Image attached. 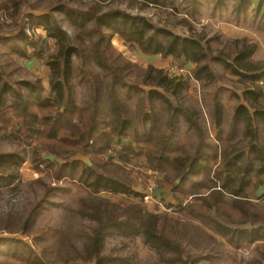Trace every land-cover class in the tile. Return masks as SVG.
I'll return each instance as SVG.
<instances>
[{"label":"trees","instance_id":"obj_1","mask_svg":"<svg viewBox=\"0 0 264 264\" xmlns=\"http://www.w3.org/2000/svg\"><path fill=\"white\" fill-rule=\"evenodd\" d=\"M29 1L0 0V35L18 37L24 46L32 48V52L24 50L20 54L27 60H44L49 39L55 41L58 49L48 58L49 89L38 79L33 84L27 83V88L33 89L26 93L21 89L23 84L11 83L4 67L0 65V136L18 141L21 145L20 152L23 153L0 152V212L10 206V201H6V198L19 193L22 165L30 158L38 173L42 172V165L48 167L49 172L57 165V182L64 177H79L81 182L88 184L91 192L79 190L77 208L68 205L67 210L70 211L66 212L65 217L78 214L83 220L95 224L96 229L94 237L86 234L88 244L83 249L84 258L64 262L61 261L63 246L71 234L68 225H59L58 230H53L49 244L38 251L35 249L36 244L31 242L33 237L30 225L33 215L13 219L18 211L8 209L4 214L7 224L0 227V237L19 239L26 236L27 247L36 255L32 262L36 264H111L113 258L104 254L103 246L113 235L121 233H126V238L130 235L136 241H141L150 250L149 259L157 257L154 260L156 263L168 260L172 264H199L206 256L194 258L185 247L175 241L181 237L182 229H185L183 218L158 215L148 212L138 202H113L109 195H102L103 192L111 195L122 193L143 203L145 195L134 190L127 174V165H135L141 159L146 160L148 169L165 172L164 182L172 189H181L192 176L204 178L207 183L202 184L203 188L210 190V184L213 185L211 193L197 199V205L191 204L177 212L192 210L195 206L207 212H212L215 208L218 211L219 207L227 204L225 198H229L231 204L224 223L231 224L234 214L245 218L247 223H259L249 221L247 217L254 207L252 196H256L255 191H248V187L264 173V140L260 133L264 129V67L249 62L257 53L258 44H250L244 38L233 41L232 44L231 41H222L218 43L222 48L217 49L211 41L197 35L192 29L187 36L181 37L175 34L179 27L178 23H174L177 13L181 12L179 9L175 11L168 8L161 0L142 1L144 8L153 7L159 13L166 14L169 11L175 15L168 21L166 17L158 21L166 26H159L148 18L132 16L119 10L106 12L103 7L107 6L109 0H83L91 1L92 5L81 7H73L68 0H53V5L42 11L37 10L35 5H29ZM241 2L243 6L255 7V16L264 19V0L253 1L251 4L247 0ZM59 11H64V15L70 20L74 27L73 33L64 30L57 22L54 14ZM38 16L41 17L40 24L46 31V37L37 34L38 26L30 27V34L23 30L22 21H32ZM188 16L193 18L194 12ZM188 20L184 17L180 22L181 26L185 27ZM116 37H120L132 48L141 49L148 56H171L177 62L194 64L195 69L191 74L197 81L214 83L219 78H236V82L244 89L245 97H239L241 102L231 119L228 146L224 148V145L207 142L199 112L181 95L188 82L183 81L182 77H171L154 61L148 62L143 82L145 86H138L145 94V99L140 108L141 115L137 114L139 126L135 125L124 112L126 103L122 100L123 94H127L130 99L133 97L129 95L128 89L131 83H127L126 79L134 65L130 61L120 63L122 57L116 62L112 61L108 52ZM213 52H218L219 56L212 57ZM214 60L220 65L223 75L218 74L213 65ZM93 65L96 66V73L89 70ZM82 72L86 77L81 76ZM146 86L149 88H145ZM80 89L86 96L89 95V101L81 103L78 100ZM222 91L216 93L211 109L212 122L219 130L220 142H224L222 135L225 134L226 123ZM169 95L179 98L177 104L170 101L165 103L166 108L168 104H172L169 112H173V117L170 120L165 118L162 124L156 126L161 118L158 115L157 119L156 108L163 101L169 100ZM26 96L30 97V101ZM149 104L152 108L148 107ZM175 113L182 118H176ZM56 114L66 122L60 129H54L51 124ZM148 122L151 126L146 129ZM182 124L187 127L186 130L180 127ZM132 127L145 128L147 131L134 132ZM193 132L197 141L188 148L183 139L177 136L186 134V139L191 140ZM242 135L245 136V141L250 137L253 140L250 152L238 155L245 147L235 150L230 147ZM143 138L149 140L148 145L142 144ZM117 143L122 145L121 150H118ZM174 146L180 153L172 156L174 151L171 148ZM110 151L115 152L118 162L108 157ZM82 154L91 156L90 164L81 159L69 161V158ZM51 176L52 173H49L48 178ZM43 179L41 177L34 183L43 184ZM43 185L44 194L36 202V209L54 191L52 186ZM4 189L6 190L3 191ZM260 192L264 193V190L261 189ZM218 228L221 226L218 225ZM169 230L173 233L172 237L168 234ZM225 230L231 235L245 236L250 242L260 241L257 234L242 235L243 230L238 227ZM49 231L50 229L43 233ZM187 233L189 232L186 231L185 234ZM120 259L124 264L131 260L134 264L137 263V256ZM243 264H264V257L261 261L250 260Z\"/></svg>","mask_w":264,"mask_h":264},{"label":"rangeland","instance_id":"obj_2","mask_svg":"<svg viewBox=\"0 0 264 264\" xmlns=\"http://www.w3.org/2000/svg\"><path fill=\"white\" fill-rule=\"evenodd\" d=\"M73 7H81V5H92L91 1L83 0H68ZM168 8L174 9L181 13L175 15L170 14L168 11L166 14L159 13L155 8H144V2L142 0H109L103 9L107 11H123L132 16H140L150 19L153 23L159 26H166L164 23H159L160 19L167 18L166 21L174 18V23H178L175 34L185 37L190 33L192 29L197 35L202 36L208 41H211L213 47L221 49L218 43L222 41H237L247 38L250 44H258L257 53L254 54L249 62L252 64L260 65L264 67V19L255 16V7L242 4L241 0H161ZM249 4L258 0H247ZM53 0H30L29 5H35L39 11L46 10L53 5ZM101 8V7H100ZM246 8L244 11L243 9ZM86 9V8H83ZM194 12V17H189L190 13ZM1 14V13H0ZM188 14V15H187ZM59 25L69 33L74 32L70 20L64 15V11H59L54 14ZM23 17V16H22ZM184 17L189 20L186 22V26L182 27L180 22ZM191 18V19H190ZM35 21V22H34ZM41 17H34L32 21H22L23 30L25 33L30 34V27L38 26L37 34L46 37V31L42 29ZM9 22V21H8ZM7 22V23H8ZM165 29V28H164ZM213 39L215 42H213ZM219 39V42L216 40ZM48 52L44 60H36L35 58L27 60L22 57V51L32 52V48L24 46L18 37L0 35V65L4 67L7 78L11 80V83H21L22 88L26 93L33 89H28L27 83L33 84L38 79H41L44 87L49 89V74L50 68L48 67V58L54 54L58 47L55 46V41L49 39ZM108 54L112 57V61L116 62L119 57L124 61H130L133 63L134 68L128 73L127 83H131L128 86L129 95L133 96L131 99L127 94L122 95V100L126 103L124 112L133 120L134 124L139 126V120L137 114L141 115L140 108L143 107V101L145 94L139 90L140 86H145L144 79L146 77V71L148 69L150 61H154L158 67L164 68L171 77H182L183 81H187L186 87L181 91V95L187 99L188 104L195 107V111L200 114V121L205 128L206 140L209 144L220 145L224 148L228 146L230 130V122L235 112L236 107L240 104L239 97H245L243 95V87L236 82V78L227 79L219 78L213 84L207 81H197L192 77V71L195 69V65L192 63H181L174 60L173 57H163L162 55L148 56L144 54L139 48H132L126 45L120 37H116L113 41V47H110ZM218 52H213L212 57H218ZM77 64V61L75 62ZM213 65L216 66L217 72L223 75L220 65L214 60ZM89 70L96 73V66H90ZM211 72V70H210ZM213 73V72H212ZM82 77H86L85 73H80ZM214 74V73H213ZM227 75V74H226ZM215 80V78H214ZM80 78L77 79V82ZM82 85L84 81L81 82ZM264 86V82L262 83ZM15 85V84H14ZM139 86V87H138ZM82 88V87H81ZM145 88H149L146 86ZM223 90V91H222ZM225 90V92H224ZM222 91V100L225 103V134L222 137L224 142L218 140L219 130L212 122L211 109L215 99L216 93ZM31 94L30 96H32ZM28 100L30 101V97ZM89 95L86 96L83 90H79L78 100L82 102L89 101ZM169 100L163 101L156 108V115L161 116L156 126L162 124L166 120H170L173 117V112H169L171 105L168 104L167 108L165 103L170 101L177 104L179 98H174L169 95ZM129 105V107H128ZM151 107V104L148 106ZM176 118L181 119L180 114L175 113ZM52 126L54 129H60L66 122L64 118L59 115H55L52 120ZM150 123L146 125V129H149ZM186 130L187 127L182 124L180 126ZM134 132H146L145 128H134ZM224 130V126H223ZM49 131V130H48ZM261 135L264 140V129L261 130ZM186 143L185 146L191 148L197 141L196 134L193 132V138L187 140L186 134H180L179 136ZM175 138H173L174 140ZM253 138L250 137L245 141V136L242 135L241 139L234 140L232 142L231 150L243 149L238 153L250 152L251 143ZM142 144L148 145L149 140L143 138ZM118 150L122 149V145L117 143ZM21 145L18 141L9 139L3 135L0 136V152H20ZM171 150L174 154H179L177 147H172ZM245 151V152H243ZM23 154V153H21ZM108 157H112L115 162H118L114 151L108 152ZM79 157V158H78ZM75 159H81L83 162L90 164L91 156L82 154L80 156L69 158L72 162ZM56 161H63V159H56ZM43 167V168H42ZM40 175L44 177L43 184L46 186H52L54 191L48 197L47 200L39 208H35L36 202L44 194V185L41 182L34 179V174L37 172V168L27 158L22 165V173L20 182L22 183L19 193L12 197L6 198V201H10L9 208H5L0 212V227L7 224L6 216L4 215L8 209L18 211L13 215V219L19 217H25L28 214L33 215V220L30 225V233L33 239L31 242L36 244L35 249L38 251L42 247H46L49 244V238L52 235L53 230H58L59 225H68L71 234L69 235L66 243L63 246V256L61 261L68 260H82L84 258L83 249L88 244L86 234L94 237L96 225L88 221L83 220L78 214L72 215L66 218L67 206L77 208L76 199L79 196V190H91L86 182H81L79 177L72 179L68 177L62 178V181H56V173L59 172V167L54 166L53 170L49 172V168L42 165ZM131 184L138 193L144 194L143 203L139 202L137 198H129L122 193L118 195H111L109 193H102L104 197L109 195L113 202H138L143 207H146L148 212H153L158 215H170V217L184 220L182 221L185 229H182L181 237L175 240L177 243L185 247L189 255L194 258L206 256L199 264H243L244 261L257 260L261 261L264 257V193L260 190H264V173L262 172L258 180L254 181L249 187L248 191L251 193L255 191L256 196H252L254 207L250 209V215L247 216L249 221H257L258 224L247 223L245 218H242L239 214H234L231 224L224 223V217L228 213L229 206L231 204L229 198H225L226 205L216 208L212 212L202 210L199 206H195L192 210L185 212H177L182 208H188L189 205H197L199 203L197 199H201L204 195L211 193L212 184H210V190L203 188L202 184L207 183L202 176H192V178L186 181L182 188L172 189L167 182H164L165 172H154L148 169L145 159L138 160L137 163L127 165ZM52 173V176L48 178V174L44 173V170ZM175 187V186H174ZM4 189L3 191H5ZM164 194V198L163 195ZM193 194V195H192ZM195 197V199L193 198ZM210 199V198H209ZM208 200V199H207ZM181 204L179 207L178 205ZM176 207H178L176 209ZM31 218V217H30ZM247 223V224H246ZM218 225L221 228H218ZM236 227L243 230L242 235L246 233L257 234L260 237V241L250 242L245 236H235L227 233L225 229H236ZM50 229L49 232L43 233ZM186 231L189 233L185 234ZM16 233V232H14ZM43 233V234H42ZM112 233V231H109ZM170 237L173 233L169 230ZM185 234V235H184ZM126 233L120 235H113L107 240L103 246L104 254L107 257H112L113 262L111 264H124L120 258H133L137 256L136 264H172L168 260H162L159 263L154 262L157 259H149L150 250L142 244L141 241H136L130 235L129 238L124 237ZM186 239V240H184ZM28 239L26 236H21L19 239H10L0 237V264H28L33 263L32 259L36 257L28 247ZM48 254V253H47ZM150 261V262H149ZM59 264H64V263ZM128 264H134V261H129Z\"/></svg>","mask_w":264,"mask_h":264},{"label":"built area","instance_id":"obj_3","mask_svg":"<svg viewBox=\"0 0 264 264\" xmlns=\"http://www.w3.org/2000/svg\"><path fill=\"white\" fill-rule=\"evenodd\" d=\"M42 168H43V167H42ZM21 173H22V170H21ZM44 173L47 174L46 169L44 170ZM41 176H43V175H40V173L35 172V174H34V179H38V178H40Z\"/></svg>","mask_w":264,"mask_h":264},{"label":"crops","instance_id":"obj_4","mask_svg":"<svg viewBox=\"0 0 264 264\" xmlns=\"http://www.w3.org/2000/svg\"><path fill=\"white\" fill-rule=\"evenodd\" d=\"M163 195V198H164V194H162Z\"/></svg>","mask_w":264,"mask_h":264}]
</instances>
